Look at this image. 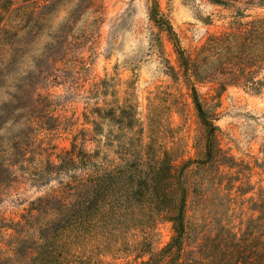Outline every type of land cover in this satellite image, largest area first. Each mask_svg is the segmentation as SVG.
<instances>
[{
	"label": "rangeland",
	"instance_id": "374dc122",
	"mask_svg": "<svg viewBox=\"0 0 264 264\" xmlns=\"http://www.w3.org/2000/svg\"><path fill=\"white\" fill-rule=\"evenodd\" d=\"M26 5L18 38L35 34L15 56H0V250L40 197L149 149L183 171L195 239L234 232L264 249V60L217 91L189 82L179 53L194 54L211 34L243 35L264 19V4L0 0V36ZM192 84L216 113L211 159ZM16 105L17 121L1 123ZM72 149L75 164L57 169ZM127 230L73 246L68 264L147 260L174 234L162 216Z\"/></svg>",
	"mask_w": 264,
	"mask_h": 264
},
{
	"label": "trees",
	"instance_id": "16d2710c",
	"mask_svg": "<svg viewBox=\"0 0 264 264\" xmlns=\"http://www.w3.org/2000/svg\"><path fill=\"white\" fill-rule=\"evenodd\" d=\"M212 1L264 4V0ZM27 7L20 6L8 16L10 28H5L0 36V56L7 53L15 56L30 41L31 33L35 34L29 31L24 37L26 41L18 38ZM31 20L38 21L34 11ZM179 53L189 82H212L216 85L214 89L224 90L228 84L246 79L256 62L264 60V19L251 21L243 35L211 34L194 54L182 49ZM2 62L1 57L0 65ZM192 89L211 159L218 130L214 122L216 113L202 99L195 84ZM18 109L16 105L1 123H15ZM76 147L77 142L73 149ZM73 149L60 154L57 169L75 164ZM89 155L84 152L82 160ZM177 167L169 154L158 157L149 149L142 158L128 159L122 166L104 169L87 178H75L59 192L40 197L24 215V221L16 225L9 248L0 250V264H68L72 247L89 237L124 233L157 216L172 222L174 234L170 242L149 259L127 264H264L263 246L251 237L234 232L193 237L187 215L188 189L183 171Z\"/></svg>",
	"mask_w": 264,
	"mask_h": 264
}]
</instances>
